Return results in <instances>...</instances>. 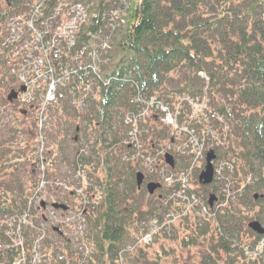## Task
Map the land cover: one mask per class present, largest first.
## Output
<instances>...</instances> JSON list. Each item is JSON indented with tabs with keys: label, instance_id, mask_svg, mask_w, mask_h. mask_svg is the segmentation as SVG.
Wrapping results in <instances>:
<instances>
[{
	"label": "trees",
	"instance_id": "trees-1",
	"mask_svg": "<svg viewBox=\"0 0 264 264\" xmlns=\"http://www.w3.org/2000/svg\"><path fill=\"white\" fill-rule=\"evenodd\" d=\"M11 1L0 0V106L14 110L11 124L0 132V223L28 211L29 221L20 227L24 264H30L37 241L43 260L53 248L54 256L66 254V250L69 264H165L172 258L175 264H264V245L257 259H248L243 250L247 243L254 246L262 240L264 244V232L257 234L247 226L257 220L264 227V0L134 1L116 40L119 49L105 67L106 74L112 76L110 83L89 96L85 114L67 102L51 108L53 139L62 135L74 143L80 133L84 137L89 132L95 135L89 153L81 159V169L86 165L98 172L93 179L100 188L97 204L85 211L83 236L89 250L84 262L80 252L76 251L78 259L69 256V238L44 224L42 208L32 202L40 162L36 158L35 118L28 116L27 108L6 97L16 88L10 71V47L2 45L6 35L3 20L15 10ZM110 1H91V17ZM136 91L160 97L171 93L205 95L222 119L220 132H226V139L214 153L216 158L232 161L243 192L234 204L217 210L214 216H186L172 225L170 232L161 229L150 243L130 252L125 244L145 232L146 222L153 215L161 218L157 209L164 213L169 208L163 201L164 188L157 195L137 188L136 164L122 161L119 148L114 147L124 113L135 108L130 98ZM71 116L80 117L82 124L75 118L71 122ZM106 133L112 136L108 143ZM150 133L151 143L165 135L163 128L157 130L155 126ZM23 174L26 185L21 180ZM145 177L156 180L153 174ZM200 188L219 195L213 184ZM48 192L50 199L53 196L61 202L62 194ZM246 208L251 212H244ZM42 224L43 234L39 230ZM7 227H0L3 243L9 242ZM46 230L56 238L51 245L45 242L50 237ZM191 247L199 249L196 256L189 254ZM19 253L17 246L7 248L0 264H11Z\"/></svg>",
	"mask_w": 264,
	"mask_h": 264
},
{
	"label": "built area",
	"instance_id": "built-area-1",
	"mask_svg": "<svg viewBox=\"0 0 264 264\" xmlns=\"http://www.w3.org/2000/svg\"><path fill=\"white\" fill-rule=\"evenodd\" d=\"M134 1L112 0L93 13V18L87 0L11 1L15 10L3 20L6 35L2 45L10 47V71L18 85L25 88L18 92V102L35 109L39 152L44 147L43 136L49 125L50 106L58 105L69 94L70 103L82 112L89 96L110 83L111 76L106 74L105 67L111 62L112 54L119 49L116 40L126 24L129 5ZM199 74L204 77L203 73ZM167 97L162 99L156 94L141 91L131 96L130 102L135 108L123 116L125 137L122 143L127 150L121 158L137 162L144 171L154 173L164 186L171 188L168 198L174 200L175 206L183 205V212L193 211L198 217L211 215L210 207L203 200L204 197L201 198V190L195 189L191 180L199 164L203 163L205 152L222 145L226 139L225 130L220 132L222 119L205 95L171 94ZM154 115L165 126L168 139L172 140V143H168V149L172 146L173 151L185 161L175 172L167 169L165 164L159 165L164 149L152 145L147 150L143 140L149 132V119ZM92 143L93 137L82 141L79 152L86 153ZM39 168L40 178L32 202L44 200L48 190L60 194L73 192L81 205L61 213L49 208L47 219L52 226L72 233L80 241L82 252L87 254L88 247L81 236L84 210L99 197L96 186L92 188V198H89L84 189L91 182L87 172L81 169L79 160L72 165L69 182L59 176L47 177L43 162ZM213 169L214 184L220 188V198L215 208L221 209L242 193L243 186L232 178L234 168L231 161L218 159ZM171 212L167 211L164 219L172 217ZM28 221L29 213L26 211L18 218L11 216L0 223V226L9 225L5 232L9 242L0 241V256L12 246L20 250L18 258L11 264H24L26 261L20 227ZM154 223V219L149 221L150 231L141 238L143 242L150 240ZM39 230L44 233L42 227ZM37 243L33 247L30 264H69L63 254L54 256L53 248L43 260L42 254L36 252ZM263 245L260 240L254 246H246L245 252L253 259L260 255ZM134 246L128 245L127 248L131 250Z\"/></svg>",
	"mask_w": 264,
	"mask_h": 264
},
{
	"label": "rangeland",
	"instance_id": "rangeland-1",
	"mask_svg": "<svg viewBox=\"0 0 264 264\" xmlns=\"http://www.w3.org/2000/svg\"><path fill=\"white\" fill-rule=\"evenodd\" d=\"M15 84H16V86L18 87V83L17 82H15ZM9 91V89L6 91V93L4 94V95H6L7 94V92ZM70 97H69V94H66L65 95V99L63 100V102H67L68 103V105H70V106H72V104L70 103ZM19 107H22L21 105L19 106ZM27 108V107H26ZM14 110H13V107L12 106H0V132L2 133L3 131H4V128H5V125L7 124V123H10L11 124V122H12V117H11V115H12V112H13ZM28 116L30 115V116H32V118L34 119L35 118V110H31V109H29L28 108ZM87 112V109L85 108V110L84 111H82L81 113L82 114H85ZM27 116V118H29ZM75 118V117H74ZM74 118L71 116V117H69V120H71V122H74L75 120H74ZM51 119H52V116H51ZM76 120H79V121H77V124H82L81 122H80V117L79 118H75ZM149 125H150V128L152 129V127H156L157 128V130H159V128H165V126H162V124L160 123V121L158 120V118H157V116L156 115H154L152 118H150L149 119ZM52 126H53V121H51V126L49 127V128H47V130H46V135H45V151H47V153L45 154V156L47 157V164H48V169H49V171L51 172V173H53V171H56L55 173H57L58 171H60V173H62L63 171H65L64 169H65V167L66 166H69L70 165V163L72 162V160H73V158H74V153H75V150H76V148H77V146H79V143L81 142V140H84V139H86V138H84L83 136H82V133H80L79 134V137H78V140L77 141H75L74 143H72L71 142V140H69V138L67 137V138H65V139H62L61 137H62V135L61 136H59V138H57V139H53L54 138V136H52V135H50L51 134V128H52ZM164 132H165V130H164ZM37 133V132H36ZM90 133V132H89ZM88 133V134H89ZM116 133H117V143L114 145V147L115 148H119V150H120V152H119V155H120V158H121V155H123L124 153H125V150H124V147L122 146V142H123V140H124V137H125V130H124V128L121 126V128H119V129H117V131H116ZM151 133L150 132H148L144 137H143V140L145 141V143H146V148H147V150H149L150 149V146L148 145V140L150 139V137H151V135H150ZM159 135H160V132L158 133ZM164 134V133H163ZM90 135H93V134H89L88 136H90ZM167 135V134H166ZM166 135H164V137L163 138H159L157 141H156V144L154 145V147L155 148H163L164 149V153L165 152H168V153H176L175 151H173V149H172V146L170 147V149H168V141H167V137H166ZM51 136V137H50ZM93 136H95V135H93ZM37 137V136H36ZM53 137V138H52ZM38 138V137H37ZM112 139V136H110V135H108V133H106L105 134V143H108L110 140ZM57 140H59V142H58V144L57 143H55L54 141H57ZM59 143H60V145H59ZM172 155V154H171ZM173 156V155H172ZM163 158V157H162ZM162 158H160V161H159V165L160 166H164L163 164H164V160L162 159ZM185 163H182V161L181 160H178L177 162H176V166L175 167H173V168H167V169H169L170 171H172V172H175L178 168H180V167H182V165H184ZM213 164H215V160L213 161ZM203 166H204V164L203 163H201V164H199V167H201V169H199L198 168V170L196 171V173H195V175H197L202 169H203ZM138 169V171H141L144 175L145 174H148V175H150V174H154V173H150V172H146V171H144L142 168H140L139 166L137 167ZM136 170V171H137ZM28 172H29V166H28ZM94 175H96V174H94ZM193 178V177H192ZM232 178H233V180L235 181V182H238L237 181V177H235V175H234V172L232 173ZM21 180H22V183L24 184V185H26L27 184V182H26V178H25V176H24V174L21 176ZM147 181H149V180H147L146 179V177L144 178V181H143V183H142V187H144V184H145V182H147ZM194 181H195V179H194ZM236 184V183H235ZM215 186V185H214ZM219 187V186H218ZM219 189L220 188H218V191H219ZM147 192V191H146ZM160 192H163L162 191V188L160 187L159 189H156L152 194L153 195H157V194H159ZM243 192V191H242ZM210 193H213V194H215L211 189L209 190V191H203L202 189H201V198L203 199V197L204 198H206V196H208V194H210ZM151 194V195H152ZM242 194V193H241ZM216 195V194H215ZM167 196H168V194H167ZM241 195H238V196H236L234 199H232V201L229 203V205H231V204H234L236 201H237V199L240 197ZM218 198V197H217ZM165 200V197L163 198V201ZM204 200V199H203ZM164 203H166L165 201H164ZM167 204V203H166ZM183 205H181V204H178L177 206H175L174 205V200L172 199L171 201H170V204H169V208H168V210H170V211H172L171 213L173 214V216L172 217H170V218H166L165 217V219H164V213H162V211H161V209H157V211H156V213L157 214H160L161 215V218L160 219H158V217L156 216V215H153L155 218H156V221H155V223L153 224V226H152V228H153V231H152V233L150 234V240L148 241V242H143L142 240H141V238L147 233V232H149L150 231V224H149V221H147L146 222V225H145V227H146V230H145V232L142 234V235H140V236H137L136 238H133V240H131L130 242H128V243H126L125 245H127V244H135V246H134V248L133 249H129V251L130 252H134L135 251V249L138 247V246H142V245H145V244H148V243H150L151 242V239H153V235L157 232V231H159V230H161V229H165L166 230V232H170L171 230H172V225H176V223L178 222V221H180V220H182L183 218H185L186 216H192V217H195L196 216V214L193 212V211H189V212H183ZM210 210H211V215H208V216H204V217H212V216H214L215 215V213H216V211L217 210H219V209H216L215 208V205H213L211 208H210ZM247 210H250L249 208H246L245 209V211L244 212H246ZM179 211H181V213H179ZM45 213H47V211H44ZM250 212H251V210H250ZM35 215H36V213H35ZM154 217H151V218H154ZM196 217H198V216H196ZM163 219H164V222H162L163 221ZM143 222H141V224H142ZM169 223V224H168ZM164 224H168V225H164ZM46 234H48L47 236H50L49 238H48V240H45V242L47 243V245H51L53 242H55L54 240H56V238L53 236V234H50V232H48L47 230H46ZM72 234V233H71ZM71 234H67L64 230H63V237H66V238H70V239H73L74 237L71 235ZM75 239V238H74ZM57 242V241H56ZM137 242V243H136ZM58 243V242H57ZM172 242H169V244H171ZM159 244V242H157L156 243V245H158ZM46 245V244H45ZM70 245H71V249L72 250H69V256L71 257V258H77L78 259V257H77V252H79L80 251V245H79V242L77 241V240H70ZM246 246H250L249 245V243H247L246 245H244L243 246V250H244V254L247 256V258L249 259L250 258V254H247L246 252H245V247ZM60 248H62V247H60ZM77 251V252H76ZM36 252L38 253V255L39 254H41V250H40V248L37 246V248H36ZM64 252L67 254V256H68V253L66 252V250H64ZM75 252V253H74ZM199 252V249L198 248H196V247H191L190 248V251H189V254L191 255V256H193L192 254L194 253L195 254V256H196V254ZM187 255V254H186ZM256 257V259L257 258H259V255H256L255 256ZM176 261V259H174V258H172V259H168V261H166L165 262V264H175L174 262ZM178 264H180V263H178Z\"/></svg>",
	"mask_w": 264,
	"mask_h": 264
},
{
	"label": "water",
	"instance_id": "water-1",
	"mask_svg": "<svg viewBox=\"0 0 264 264\" xmlns=\"http://www.w3.org/2000/svg\"><path fill=\"white\" fill-rule=\"evenodd\" d=\"M21 90H24V86H21ZM17 96V91L14 89H11L8 94H7V100L8 101H13L16 99ZM165 162L172 166L173 165V158L170 154L166 153L165 156ZM215 158V154L213 152H207L206 157H205V165L203 170L199 174V180L201 181L202 184L207 185L212 182L213 178V166H212V159ZM135 179H136V186L137 188L141 187V184L144 179V175L142 172L137 171L135 174ZM160 187L159 182H153V181H148L145 183V188L147 190L148 194H152L156 189ZM257 194H254V197L256 198ZM216 199L215 194L210 193L207 197V203L209 206H212L214 200ZM43 204V203H42ZM52 207L56 209H62L65 210L66 206L61 203H52ZM247 226L250 230L257 234H262L264 232V227L257 221V220H251L247 223Z\"/></svg>",
	"mask_w": 264,
	"mask_h": 264
}]
</instances>
